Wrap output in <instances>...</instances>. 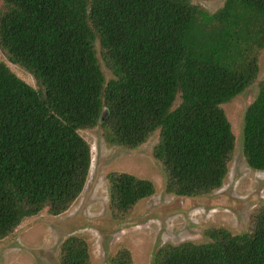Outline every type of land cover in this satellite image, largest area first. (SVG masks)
Here are the masks:
<instances>
[{
	"label": "trees",
	"instance_id": "1",
	"mask_svg": "<svg viewBox=\"0 0 264 264\" xmlns=\"http://www.w3.org/2000/svg\"><path fill=\"white\" fill-rule=\"evenodd\" d=\"M0 240L42 211L64 212L81 193L90 146L79 130L99 126L107 144L136 149L154 133L165 190L197 197L221 187L234 146L222 104L258 74L264 0H224L210 13L196 0H0ZM104 68L109 70L107 78ZM245 109L242 151L264 171V80ZM178 96L179 103L174 106ZM109 209L126 215L153 183L107 174ZM233 234L163 244L151 264H264V209ZM122 249L113 264H132ZM59 264H90L69 236Z\"/></svg>",
	"mask_w": 264,
	"mask_h": 264
},
{
	"label": "rangeland",
	"instance_id": "2",
	"mask_svg": "<svg viewBox=\"0 0 264 264\" xmlns=\"http://www.w3.org/2000/svg\"><path fill=\"white\" fill-rule=\"evenodd\" d=\"M224 0H196L213 13ZM1 3V1H0ZM0 60L26 83L33 77L10 63L0 51ZM255 81L241 94L222 104L234 136V146L221 187L197 197H179L165 190L167 174L154 158L157 133L136 149L109 145L99 126L79 130L90 146V168L81 193L61 214L42 211L28 218L11 235L0 240V264H59L60 245L69 236L82 238L88 245L90 264H113L119 250L131 254L132 264H151L163 244L203 243L209 228L222 227L233 234L249 230L255 214L264 209V171L250 169L242 151L245 109L264 80V48L258 56ZM107 78L109 70L104 68ZM179 103L178 96L174 106ZM127 172L150 180L151 196L137 202L124 216L110 211L107 174Z\"/></svg>",
	"mask_w": 264,
	"mask_h": 264
}]
</instances>
